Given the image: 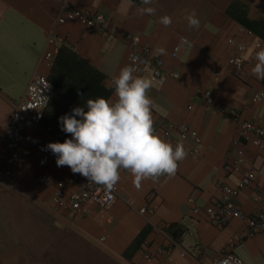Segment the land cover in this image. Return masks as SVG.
<instances>
[{
	"label": "crops",
	"instance_id": "obj_1",
	"mask_svg": "<svg viewBox=\"0 0 264 264\" xmlns=\"http://www.w3.org/2000/svg\"><path fill=\"white\" fill-rule=\"evenodd\" d=\"M127 6L128 0H0V151L13 110L39 69V59L51 35L60 38L61 47L69 48L107 79L129 64L133 46L128 37L137 38L140 46L151 49L153 59L164 62L163 75L152 80L149 92L154 124L162 129L171 123H186L199 141L189 138L183 142L188 155L174 176H163L159 181L146 179L137 189L133 176L121 170L116 184L118 198L110 209L88 205L78 213L60 210L54 205L53 193L56 182L64 180L66 174L46 146L71 138L61 130L59 118L71 115L79 98L67 93L54 95L42 124L30 126L20 148L9 156L10 175H6L0 160V192L5 197L7 215V205L15 202L21 210L13 211V218L16 212V218L30 215L46 220L47 225L41 228H15L23 237L65 232L76 241L65 242L62 248L59 244L50 246L47 240L44 246L35 241L30 246L37 252L32 258L28 247L9 243V236L15 232L12 227L5 228L9 236L0 240V264H160V258L152 263L144 261L143 246L149 241L155 250L156 245L169 244L154 228L163 225L187 252L182 257L180 249H175L166 264H205L221 257L229 241L245 230L237 220L219 227L204 212L196 214L194 210L222 200L219 182L234 187L240 177L225 169L235 157L233 141L239 134L223 109L235 108L243 119L264 129V100L258 104L252 101L255 94L264 92V80L252 74L255 40H264V0H153L149 6L155 7V15L138 14L137 8L145 7L141 0H132L125 13ZM193 9L200 20L198 29L190 28L185 19ZM73 10L105 15L109 29L105 34H90L79 22L57 23L62 14ZM164 15L172 18L168 27L158 22ZM181 38L189 44L174 58ZM232 39L248 47L243 54L245 67L239 74L228 64L234 53L229 44ZM161 47L166 54L157 53ZM151 76L152 66L143 77ZM205 92L211 93L212 103L206 101ZM110 99H115L114 94ZM177 138L174 134L162 139L173 144ZM193 150L198 151L196 158L190 156ZM245 151L244 168H252L257 178L234 201L243 213L257 216L264 213L260 203L264 158L251 145L247 144ZM47 171L53 183L44 187L37 178ZM155 186L157 194L151 198ZM145 206H156L157 210L141 215L139 210ZM172 228L180 231L178 237L171 233ZM182 231L192 235L182 238ZM46 247L56 252L51 248V258L43 260L46 254L41 255L40 248ZM233 251L246 264H264V234L244 240ZM57 252H63V257L57 259Z\"/></svg>",
	"mask_w": 264,
	"mask_h": 264
},
{
	"label": "built area",
	"instance_id": "obj_2",
	"mask_svg": "<svg viewBox=\"0 0 264 264\" xmlns=\"http://www.w3.org/2000/svg\"><path fill=\"white\" fill-rule=\"evenodd\" d=\"M68 22H79L83 24L90 34H105L109 29V21L105 15L89 11H69L62 14L57 20L58 24ZM247 34H251V32H247ZM128 38L133 46V51L129 56V64L133 63L130 57L136 56L139 58L134 63V66L137 68L135 75L144 76L146 71L152 66L151 79L153 81L159 80L163 75V60L153 59L151 49L148 46H140L137 38L132 36ZM188 44L189 42L186 38H181L180 43L174 49L173 57L177 58L180 50ZM229 44L234 48V53L229 58L228 64L235 73L239 74L245 67L246 62L243 54L247 51L248 47L243 43H236L233 39L229 40ZM254 46L255 51H258V46L264 47V40L256 38ZM60 48V38L51 35L47 42V48L39 59V69L35 72L22 100L13 110L0 151V160L4 162L3 168L6 170V175H10V171L7 168V160L22 145L27 129L30 126H40L43 122L45 111L48 109L55 93V86L49 81L47 73L53 67ZM44 70L46 71L44 72ZM178 76V73L174 74L175 78H178ZM203 96L208 103L213 102V97L210 92H205ZM263 100L264 92L255 94L252 99L255 104ZM223 112L237 125L239 134L238 138L233 141V145L236 147L235 157L231 163L225 166V169L233 174H238L240 177L234 187L219 182V187L223 191L222 200L204 209L197 206L194 212L196 214L204 212L207 218L219 227L227 225L231 220H237L245 226L244 232L234 236L229 241L228 249L221 257L205 264H222V262L223 264H246L233 250L244 240L253 238L257 234H264V213L257 216L247 215L237 207L234 200L244 189L255 182L257 178L252 168H244L246 159L245 146L247 144L251 145L264 158V129L253 122L243 119L240 112L235 108L226 107L223 109ZM154 128L161 138L169 139L174 134H177L178 138L173 141V146L177 143H183L189 138H193L197 142L199 141L198 135L186 123H171L162 129L157 128L154 124ZM197 155V150L190 152V156L193 158H196ZM60 170L66 174V177L64 180L56 182V189L53 193V202L56 208L67 210L71 213H78L83 211L88 205H97L107 210L116 202L118 198L117 186L109 192L101 185L89 183L87 178L80 174H74L67 166L60 167ZM37 183L41 186L48 187L53 183V178L47 171L37 178ZM70 187H73V189L69 190ZM156 194L157 186L153 187L150 191V197L154 198ZM260 203L264 209V193L260 197ZM156 210V206H145L139 212L141 215H147ZM154 228L167 239L169 244L165 246L156 245L155 250H153L152 243L149 241L145 242L143 246V259L145 262L152 263L155 259L160 258V264H166L173 251L177 248L180 249L182 257L187 255V252L182 249L180 243L168 232L169 227L163 225L154 226ZM189 235H192L189 231H182L181 233L182 238Z\"/></svg>",
	"mask_w": 264,
	"mask_h": 264
},
{
	"label": "clouds",
	"instance_id": "obj_3",
	"mask_svg": "<svg viewBox=\"0 0 264 264\" xmlns=\"http://www.w3.org/2000/svg\"><path fill=\"white\" fill-rule=\"evenodd\" d=\"M141 4L145 7H138V14H156L155 7L149 6L153 0H141ZM131 6L132 0H128L125 13ZM185 19L190 28H199L200 20L194 9ZM158 22L168 27L172 18L164 15ZM258 48L252 74L264 80V47ZM157 53L164 55L166 50L161 47ZM130 60L132 64L120 68L118 74L105 81V87L114 90L115 99L90 98L86 100L87 110L76 107L71 115L61 116V130L71 138L46 146L57 157L58 167L67 166L74 174L109 192L119 182L121 170L133 176V184L139 189L146 179L158 181L162 176H174L179 163L188 155L183 143L173 146L156 133L153 100L149 95L153 81L135 75L134 63L139 58L132 56Z\"/></svg>",
	"mask_w": 264,
	"mask_h": 264
},
{
	"label": "trees",
	"instance_id": "obj_4",
	"mask_svg": "<svg viewBox=\"0 0 264 264\" xmlns=\"http://www.w3.org/2000/svg\"><path fill=\"white\" fill-rule=\"evenodd\" d=\"M47 77L55 86L54 95L67 93L78 97L76 107H83L85 110L87 99L97 97L110 99L114 91L105 87V81L108 80L105 75L64 46L60 48ZM171 233L175 237L180 235L176 228H172Z\"/></svg>",
	"mask_w": 264,
	"mask_h": 264
},
{
	"label": "rangeland",
	"instance_id": "obj_5",
	"mask_svg": "<svg viewBox=\"0 0 264 264\" xmlns=\"http://www.w3.org/2000/svg\"><path fill=\"white\" fill-rule=\"evenodd\" d=\"M5 201V197H3L1 195V192H0V240L3 239H7V234L5 233V228L7 229H12L13 232L15 233H12L9 238H10V242L9 243H17L21 246H25V247H28V253L30 255H32V258H33V255L36 254L37 252L34 251V250H30L31 247H32V243H35L36 242H40L39 244H44V243H47L46 240L48 241V243H50L49 245L50 246H56V245H61V244H64L65 242H75L76 240L68 235H66L65 232H60L58 233L56 236H51V235H48L47 234H34V235H26V236H22V234H20L18 231L14 230L15 228L20 229L22 231H25V228H32L33 226H38V227H43V226H46L47 225V222H45L46 220L44 219H38L34 216H28V215H23V217H20V218H16V212H15V215H14V218H13V211H19L21 210V207L20 206H17V204L14 202V203H10L7 205V211H10L8 213V215L6 214V210H4L3 208V202ZM5 207V206H4ZM17 207L19 208L17 210ZM6 208V207H5ZM2 212L4 213V216L2 214ZM40 221V222H39ZM56 232V231H55ZM30 237L33 239L30 240ZM54 238V239H53ZM31 243V244H29ZM31 246V247H30ZM38 246V244H37ZM44 246V245H43ZM24 247V248H25ZM53 247H46L45 249L44 248H40V253L41 255H45L43 256V258L41 259H46L47 256H50L51 258V254H52V250H53ZM52 248V250H51ZM61 248H62V245H61ZM56 251L53 250V253H55ZM59 253L60 255L57 256L56 258H62L63 257V252H57ZM40 259V257H39ZM33 261H35L33 259ZM32 261V262H33Z\"/></svg>",
	"mask_w": 264,
	"mask_h": 264
}]
</instances>
